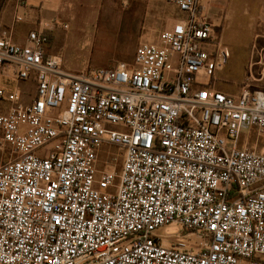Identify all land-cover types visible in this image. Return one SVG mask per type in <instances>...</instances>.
I'll list each match as a JSON object with an SVG mask.
<instances>
[{
    "label": "built area",
    "instance_id": "1",
    "mask_svg": "<svg viewBox=\"0 0 264 264\" xmlns=\"http://www.w3.org/2000/svg\"><path fill=\"white\" fill-rule=\"evenodd\" d=\"M155 1L183 18L131 67L73 73L46 32L17 44L0 29V67L36 83L27 103L0 89V149L15 156L0 166V264H264V154L238 147L264 133V90L213 88L229 53L200 0ZM106 146L121 166L100 163ZM169 225L196 250L166 243Z\"/></svg>",
    "mask_w": 264,
    "mask_h": 264
},
{
    "label": "rangeland",
    "instance_id": "2",
    "mask_svg": "<svg viewBox=\"0 0 264 264\" xmlns=\"http://www.w3.org/2000/svg\"><path fill=\"white\" fill-rule=\"evenodd\" d=\"M200 1L202 4L209 2V0ZM242 5L246 13L240 12L234 19H229L226 25H224L222 35H220V28H217L215 25L212 26L216 42L219 43V49L227 50L229 53L227 64L221 67L212 80V87L218 90L221 87H225V93L232 96L239 94L240 88L247 77L245 75V64L251 46V33L253 34L255 31L264 32V20H262L260 13L262 10L260 0H244ZM107 11H114L116 13V24L112 29H108L109 35L113 36V42L109 40L102 45L103 49H106L110 54H105L106 57L103 55H100L101 58L96 57V44L81 45L82 51L84 49L86 50L85 52L88 51L82 54L78 50L80 45H69L72 62L78 65L82 64L86 67V70L108 68L117 65L116 63L120 61L112 59L113 56L119 52H131L137 43H149L156 33L159 32V28L162 26L160 21H165L166 19L167 23L168 17L176 10L170 5L147 0H115L112 7L110 5L107 6ZM149 15H154L153 20L149 18ZM122 35H124V38L120 39ZM255 52L257 55H260V51ZM209 80L202 77V75L198 76L200 83H208ZM26 83V81L17 77L12 67H0V89L5 91V93H17L20 96L22 95V97L24 96V100H31L34 96V88L36 92V83L32 84L31 88L25 93ZM10 107L11 103L9 101L0 99V115L7 112ZM256 138L258 140L261 138L262 140L261 146L257 148V152L264 154V134L258 135L255 130H244L239 137L238 147L241 148L247 144L249 148H253L252 146ZM121 153V150L117 147L106 146L101 155L100 163L106 164L112 156H118L120 159L118 165L121 166L123 160V154ZM14 159L15 156L12 154L11 147L0 149V166ZM157 234L165 238L166 243L182 241L193 250H196L195 248L198 244L193 234L181 231L174 225H169L158 230Z\"/></svg>",
    "mask_w": 264,
    "mask_h": 264
},
{
    "label": "crops",
    "instance_id": "3",
    "mask_svg": "<svg viewBox=\"0 0 264 264\" xmlns=\"http://www.w3.org/2000/svg\"><path fill=\"white\" fill-rule=\"evenodd\" d=\"M114 1L115 0H0V29L14 25L13 39L17 44H25L28 34L32 31L46 32L49 36V44L46 47L47 55L58 58L62 68L73 73L110 69L117 65L131 67L134 63L136 49L143 43H137L136 47L131 52H119L113 56L112 59L120 61L113 67L86 70L85 66L82 64L78 65L75 62L73 63L71 60L72 54L69 50V45H80L78 50L80 54H82L88 51L85 52V49L82 51L81 45L96 44V57L101 58L100 55L106 57L105 54H110L106 49H103L102 45L109 40L113 42V36L109 35L108 29H112L115 26L116 13L114 11L108 12L107 6L110 5V7H112ZM147 1L158 2L155 0ZM159 3L170 5L174 7L176 11L168 17L167 23L166 19L165 21H160L162 26L149 43H158L160 35L164 31L170 30L183 18V14L176 6L170 3ZM243 3L244 0H209L207 4H202L200 1L201 6L205 9V14L209 22L212 26L215 25L217 28L221 29L220 35H222L224 25H226L229 19H234L240 12L246 13L242 5ZM260 4L262 7L260 11L261 18L264 20V0H260ZM18 16L21 17L22 20L15 22V18ZM149 18L153 20L154 15H149ZM166 24H168V26H166ZM64 26H67V28H64ZM123 38L124 35H122L120 39ZM250 44L251 46L245 64V75H247V77L241 88L248 86L251 90H264V76L262 66L259 64V60L264 58V32L255 31L253 34L251 33ZM255 51H260V55H257ZM26 82L27 86L24 90L25 93L31 88L32 84H35V79L32 77L26 80ZM220 90L226 92L225 87H221ZM33 93V95H35V88ZM29 101V99L24 100L26 103ZM8 111L9 109L1 115L7 114ZM252 130H255L257 134L256 129H250V131ZM261 142V138L259 140L256 138L252 146L253 148L250 149L257 151V148L261 146ZM244 146L248 147L247 144Z\"/></svg>",
    "mask_w": 264,
    "mask_h": 264
}]
</instances>
